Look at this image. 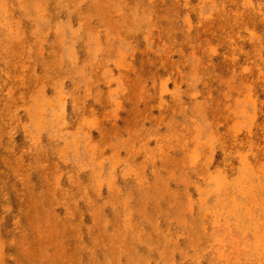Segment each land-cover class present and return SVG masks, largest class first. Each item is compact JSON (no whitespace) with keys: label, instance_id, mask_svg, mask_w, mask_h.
<instances>
[{"label":"rangeland","instance_id":"rangeland-1","mask_svg":"<svg viewBox=\"0 0 264 264\" xmlns=\"http://www.w3.org/2000/svg\"><path fill=\"white\" fill-rule=\"evenodd\" d=\"M0 264H264V0H0Z\"/></svg>","mask_w":264,"mask_h":264}]
</instances>
